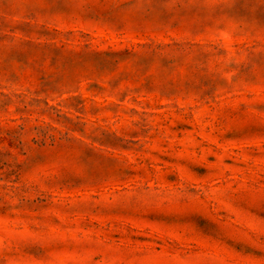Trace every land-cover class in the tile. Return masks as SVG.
Segmentation results:
<instances>
[{"label":"rangeland","instance_id":"rangeland-1","mask_svg":"<svg viewBox=\"0 0 264 264\" xmlns=\"http://www.w3.org/2000/svg\"><path fill=\"white\" fill-rule=\"evenodd\" d=\"M0 264H264V0H0Z\"/></svg>","mask_w":264,"mask_h":264}]
</instances>
